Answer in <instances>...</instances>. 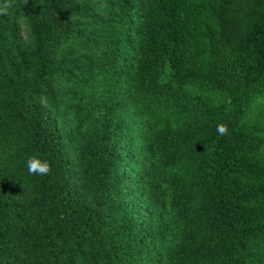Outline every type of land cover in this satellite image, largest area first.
I'll list each match as a JSON object with an SVG mask.
<instances>
[{
  "label": "trees",
  "instance_id": "obj_1",
  "mask_svg": "<svg viewBox=\"0 0 264 264\" xmlns=\"http://www.w3.org/2000/svg\"><path fill=\"white\" fill-rule=\"evenodd\" d=\"M0 9V264H264V0Z\"/></svg>",
  "mask_w": 264,
  "mask_h": 264
},
{
  "label": "clouds",
  "instance_id": "obj_2",
  "mask_svg": "<svg viewBox=\"0 0 264 264\" xmlns=\"http://www.w3.org/2000/svg\"><path fill=\"white\" fill-rule=\"evenodd\" d=\"M0 11H6V9H0ZM218 131L221 134H226V125H219ZM27 171L30 175H47L51 171V164L47 160L41 161L38 157H29L26 161Z\"/></svg>",
  "mask_w": 264,
  "mask_h": 264
}]
</instances>
